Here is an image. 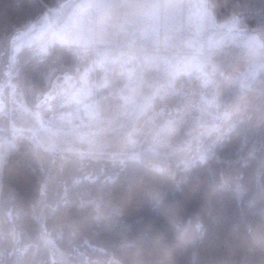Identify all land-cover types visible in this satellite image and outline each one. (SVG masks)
Segmentation results:
<instances>
[{
    "label": "trees",
    "instance_id": "trees-1",
    "mask_svg": "<svg viewBox=\"0 0 264 264\" xmlns=\"http://www.w3.org/2000/svg\"><path fill=\"white\" fill-rule=\"evenodd\" d=\"M68 1L0 0V82L13 37ZM203 5L216 26L229 23L246 33L248 71L229 57L209 95L201 71L185 70L198 64L188 57L202 60L216 53L211 46L231 48L238 41L216 34L192 48L174 44L171 60L159 61L170 71L157 75L143 109L126 120L132 135L150 122L159 127L182 114L193 86V98L214 101L203 116L209 125L215 116V136L193 150L163 143L114 156L64 152L59 158L35 144L28 129L12 136L0 119L8 138L0 147V264H51L48 237L65 253L114 257L119 264H161L163 249L171 252L168 264H264V245L247 241L250 228L264 230V0ZM15 66L25 104L33 108L55 78L79 74L86 61L54 43L43 56L21 50ZM100 166L104 171L96 175Z\"/></svg>",
    "mask_w": 264,
    "mask_h": 264
},
{
    "label": "rangeland",
    "instance_id": "rangeland-1",
    "mask_svg": "<svg viewBox=\"0 0 264 264\" xmlns=\"http://www.w3.org/2000/svg\"><path fill=\"white\" fill-rule=\"evenodd\" d=\"M216 34L223 39L231 37V44L238 42L231 48L211 46L216 53L203 54L202 60L190 55L188 58L197 59L198 64L192 65L193 68L188 64L185 69L188 74L193 70L201 71L206 82L202 90L209 95L212 83L221 74L216 71L226 67L225 60L229 57L239 60L236 65L244 64L248 71L252 53L250 46L242 42L247 41L246 33L229 23L216 26L203 0H70L61 3L49 9L27 31L13 37L5 76L0 82V119L8 121L12 136H20L19 132L23 131L25 134L28 129L33 133L35 144L59 158L64 152L76 156L82 153L114 156L135 146L143 148L163 143L162 146L197 149L210 135L215 136L212 124L216 119L214 116L211 124H207L203 115L208 107H214V101L207 102L208 97L203 94L193 98L196 93L193 86L188 87L182 114L175 113L178 117L167 118L159 127L150 122L146 130L139 129L132 135L126 118L131 122L139 114L143 99L155 91L157 75L170 71L159 61L171 60L174 44L192 48L195 40L216 38ZM54 43L74 48L85 59L86 66L77 75L55 78L51 88L29 108L15 79L18 55L27 49L43 56ZM236 65L229 66L237 70ZM2 135L0 132V147L8 143V138ZM173 138L187 140V143L185 146L172 144ZM103 171L104 167L100 166L96 175ZM89 178L90 175L86 177ZM48 238L51 264H119L114 257L88 259L79 252L65 253L57 248L52 237Z\"/></svg>",
    "mask_w": 264,
    "mask_h": 264
},
{
    "label": "clouds",
    "instance_id": "clouds-1",
    "mask_svg": "<svg viewBox=\"0 0 264 264\" xmlns=\"http://www.w3.org/2000/svg\"><path fill=\"white\" fill-rule=\"evenodd\" d=\"M247 241L252 245H264V230L249 229ZM161 264H168L171 260V252L168 249H163L161 253Z\"/></svg>",
    "mask_w": 264,
    "mask_h": 264
}]
</instances>
